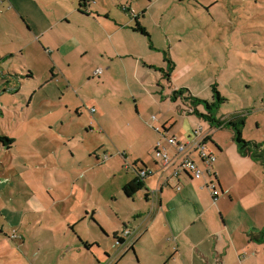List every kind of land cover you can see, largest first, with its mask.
<instances>
[{"label": "rangeland", "instance_id": "obj_1", "mask_svg": "<svg viewBox=\"0 0 264 264\" xmlns=\"http://www.w3.org/2000/svg\"><path fill=\"white\" fill-rule=\"evenodd\" d=\"M27 1L60 17L80 0ZM7 4L0 1V135L15 142L10 149L0 144V264H90L94 255V261L110 264L106 252L119 256L127 243L107 236L106 228L121 234L133 213L148 206L144 191L133 200L123 185L133 176L126 166L136 154L153 164V115L168 111L176 128L188 127L180 101L167 102L168 108L157 103L159 78L166 94L185 87L204 100H212L216 84L227 99L218 119L240 111L246 115L243 138L264 141V0H93L114 20L136 24L139 15L155 43L151 50L141 34L144 62L167 69L166 50L175 63L173 83L142 62L138 75L129 71L130 88L118 89L90 78L85 68L92 58L82 56L69 73L75 86L68 88L67 79L53 75L60 55L53 59L46 51L49 37L32 41L27 21ZM35 6L30 17L39 19ZM67 27L75 30L74 24ZM100 97L107 103L123 97L124 115L116 108L98 119L93 100ZM192 118L198 127L199 118ZM138 121L144 132L135 129ZM230 133L220 132L224 142L232 141ZM105 154L111 155L107 161ZM85 241L94 243L91 249ZM131 257L122 263L137 264Z\"/></svg>", "mask_w": 264, "mask_h": 264}, {"label": "crops", "instance_id": "obj_2", "mask_svg": "<svg viewBox=\"0 0 264 264\" xmlns=\"http://www.w3.org/2000/svg\"><path fill=\"white\" fill-rule=\"evenodd\" d=\"M7 1L9 11L12 13L14 10L16 12L14 15L27 21L26 36H29L32 41L41 43H44L43 38L49 37V42L46 39V51L50 52L53 59H55L54 53L60 55L59 59L56 58L57 62L54 60L52 63L53 70H58V73L53 75L56 78L63 76L67 79L68 88L75 86L69 73L75 68V61L80 56L86 59L92 58L93 63L85 68L90 78L96 76L100 79V84L107 81L115 85L117 89L130 88L127 79L130 69L138 75L142 62L147 58L146 56L142 58L141 33L132 29L134 22L112 19L108 11L95 9L92 5L93 0H84L82 5L80 0L79 5L72 6L60 17H57L54 12L52 17L50 9L36 7L34 3L27 0ZM34 6L40 15L39 19L30 17ZM136 16L139 21V15ZM40 22L46 23V26L43 28L36 26L35 23ZM139 22L148 31L145 23L141 20ZM68 24L70 26L74 24L75 30L66 28ZM152 37L151 34L150 38L147 37L151 50L155 46ZM164 53L165 56L169 55L166 50ZM60 58H63V61ZM143 66L155 71L162 68L150 62H144ZM99 69L102 73L98 72ZM173 71L169 84L173 83ZM100 74L102 76H99ZM137 78L141 80L140 76ZM162 78L165 79L164 76ZM156 85L162 89L161 92L158 91L161 102L157 101V103L166 106L165 104L168 103L172 105L179 102L170 100V93L164 92L165 85L160 78L157 79ZM119 100L107 103L103 97L94 99L93 103L99 108L98 119L109 117L116 108H121L119 114L123 116L125 99L122 97ZM182 106L180 110H183L184 116H187L182 118V123L186 122L187 128H176L177 120H171L168 111H165L166 114H162L160 118L152 120L151 127L156 132V135L153 134L152 142L153 164L149 165L148 160L140 154L134 156L133 162L129 161L127 166L125 164L133 176L126 179L123 188L138 176L135 170L136 163L143 166L141 164L143 162L149 171V174L144 177L145 187L133 197L127 196L135 200L138 194L144 191L148 206L133 213L131 227L124 224V229L136 230V240L133 241L130 249L124 248L116 258L110 252H106L110 264H125L122 261L131 255V259L138 260L137 264H264V243L253 237L254 234L264 230V162L256 161L250 155L239 151L232 128L216 127L206 120L207 124L203 126L204 119L191 112L192 109L187 105ZM74 107L76 108L73 109L78 110L81 105ZM200 108L204 111L201 106ZM194 115L199 118L197 119L198 127L192 118ZM146 119L150 117L147 116ZM144 124L142 121L136 122L135 129H139V133L144 132ZM245 125L246 120L243 129ZM200 127L210 136L208 145L217 155L211 173H207L200 179L188 173L173 176L174 167L178 162L175 158L176 148L167 142L165 135L186 140ZM223 129L231 130L230 143L224 142L220 137ZM159 140H162L165 151L175 158L170 166L163 167L161 160L155 156L156 143ZM12 146L5 147L10 149ZM110 157L111 155L105 154V159L102 160L107 161ZM124 158L127 159L125 154ZM211 183L215 184L220 191L217 197L213 195L209 187ZM151 191H158L155 200L152 199ZM124 229L120 234L118 229L110 233V230L106 228V234L107 236L113 234L118 241ZM85 242L90 244L89 249H91L94 243ZM94 256L93 260L89 261L90 264L93 262L103 264L100 258L94 261L97 258L96 255Z\"/></svg>", "mask_w": 264, "mask_h": 264}, {"label": "trees", "instance_id": "obj_3", "mask_svg": "<svg viewBox=\"0 0 264 264\" xmlns=\"http://www.w3.org/2000/svg\"><path fill=\"white\" fill-rule=\"evenodd\" d=\"M84 0L80 2L82 5ZM136 24L132 27L134 31L140 32L144 36L150 38V34L147 31L146 27H144L139 21L138 16H135ZM164 61L167 63L166 68H158L161 72H163V76L167 81H171V73L175 68V63L172 61L168 55L165 56ZM213 91L215 95L213 96L212 100H204L197 96H194L188 88L182 87L174 89L170 93V100L172 102L180 101L182 105H187L190 107L191 112L197 114L200 118L208 121L209 123L213 124L216 127H229L232 128L234 131V140L238 146V149L241 153L250 155L256 161L264 162V141L261 143H257L256 141H247L243 138L242 129L243 125L245 124L246 115L242 112H235L229 115L226 118L218 119L217 112L221 105L226 102V98L222 97L220 92L218 91L216 84H213ZM200 106L204 109L200 108ZM167 136V135H165ZM210 136L208 135L207 141ZM0 142H4L5 146L11 147L15 140L8 136L0 135ZM156 151V148H155ZM143 166H139L138 163L135 164V170L138 173V176L133 178L130 182H128L123 191L128 197H133L139 190L145 187L144 178L140 177V173L142 170H147L145 164L141 162ZM149 196V193H148ZM253 237L261 242L264 243V230L261 232L254 234ZM117 239V237H116ZM119 242H122L120 240ZM86 247H90V244L84 242Z\"/></svg>", "mask_w": 264, "mask_h": 264}, {"label": "built area", "instance_id": "obj_4", "mask_svg": "<svg viewBox=\"0 0 264 264\" xmlns=\"http://www.w3.org/2000/svg\"><path fill=\"white\" fill-rule=\"evenodd\" d=\"M1 1V0H0ZM101 72V69L98 70ZM153 119L156 116L153 115ZM167 142L176 148V156L178 159L177 166L174 167L173 176H179L182 173H188L196 179L202 178L207 173H211V169L217 160L216 153L209 147L208 135L202 131V128L196 129L191 137L186 140H179L175 136H165ZM155 156L162 162L163 167H167L173 164L174 159L167 153L163 147L162 140L156 143ZM149 174L148 170H142L140 177L144 178ZM212 193L217 197L220 193L218 187L211 183L209 185ZM180 189V186L178 187ZM158 195V191H151L152 199L155 200ZM16 237V234H13ZM136 230L132 228H125L122 232L121 240L122 245L127 243L125 249L128 250L132 247L133 241L136 240ZM120 239L118 240V243ZM124 248V247H123Z\"/></svg>", "mask_w": 264, "mask_h": 264}]
</instances>
